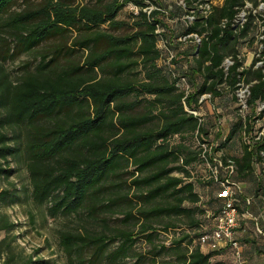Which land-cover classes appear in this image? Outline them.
<instances>
[{
    "label": "trees",
    "instance_id": "trees-1",
    "mask_svg": "<svg viewBox=\"0 0 264 264\" xmlns=\"http://www.w3.org/2000/svg\"><path fill=\"white\" fill-rule=\"evenodd\" d=\"M16 1L0 0V21ZM83 1L41 0L12 13L4 22L15 42L12 52L7 51L10 57L46 45L38 63L33 69L26 67L19 81L13 82L6 75L0 78V109L4 115L0 127L23 124L27 129V167L33 199L43 204L53 198L51 215H70L86 205L91 207L89 211L99 206L111 208L117 200H103L104 182L132 165L129 186L137 192L136 201L148 205L157 202L139 209L137 215L131 211L124 215V220L135 216L140 223L137 233L145 241L151 242L158 235L153 219L184 217L189 226L202 228V222L194 218L195 209L183 206L185 201L197 203L199 195L193 183L185 180L196 156L190 155L180 138L191 134L206 143L202 139L205 130L202 120L184 110V95L176 86L172 70L186 77L197 73L202 78L185 98L190 107H196L200 94L210 92L213 98L219 97L223 87L234 89L244 77L250 83L247 104L254 107L264 102V65L238 70L241 63L235 61L226 74L221 68L225 57L237 54L235 46L249 25L235 35L231 27L222 29L219 23L232 19L243 0H223L205 21L185 27L182 34L206 32L207 36L195 56L194 52L182 58L176 56L170 64L167 53L157 47L159 35L155 30L157 26L162 29L164 18L157 11L147 16L139 10L126 22L117 18L126 0ZM133 2L143 5L142 0ZM160 37L165 38L163 30ZM251 131L248 121L237 119L215 150L223 153L235 134L250 135ZM255 137L247 142L242 139L240 155L227 159L220 155L223 163L228 159L234 162V176L240 180L252 177L254 164L264 172V134ZM198 149L197 159L202 162ZM17 153V147L9 145L6 135L0 132V160ZM9 172L0 162V176ZM9 194L8 190H0V203ZM212 198L205 210V216H211L207 217L209 225L222 205L211 206L215 201ZM15 228V223L0 215V231L4 232L0 238V264H40L33 256L16 257V236L10 235ZM201 233L187 243L186 235L170 246L153 247L151 257L172 251L174 261L169 264H224L212 261L219 249L205 251L200 247ZM120 236L122 241L113 250H109L104 235L64 232L59 235V244L69 264H128L124 259L135 239L130 231H122ZM145 257L138 255L131 264Z\"/></svg>",
    "mask_w": 264,
    "mask_h": 264
},
{
    "label": "rangeland",
    "instance_id": "rangeland-1",
    "mask_svg": "<svg viewBox=\"0 0 264 264\" xmlns=\"http://www.w3.org/2000/svg\"><path fill=\"white\" fill-rule=\"evenodd\" d=\"M41 0H17L10 10L4 14L3 20L0 21V78L5 76L7 79L17 82L22 73L38 63L41 52L45 51V44H42L28 53H22L15 57L7 54L8 49L12 52L14 47V37L12 31L4 22L12 13L26 9L27 7L38 3ZM87 0L83 1L86 2ZM254 1V0H252ZM34 6V5H33ZM132 13L127 8H122L118 13V19L130 22ZM254 26L251 24L244 35H241L235 46V53L242 56V62L245 67L255 68V63L261 61L264 65V43L263 48L258 50L259 42L254 37ZM164 62V61H163ZM138 70H136V73ZM140 76V75H139ZM243 85H249L247 77L240 80ZM239 86L230 89L223 87L220 99L226 101V114H232L235 119L242 122L248 121L252 127L250 135L246 133L235 134L226 144V159L241 153L242 139L251 140V136L264 133V102L257 103L256 106L245 108L240 107L237 103L236 92ZM214 114H221L215 112ZM4 116L0 109V117ZM234 123V122H233ZM156 124V122H154ZM0 132L6 135V141L9 145L17 147L18 153L10 155L5 160L1 159L3 168L9 169L8 175L0 176V190H8L10 194L5 201L0 203V215H4L12 223L16 224L15 230L10 232L15 239V254L17 258H27L33 256V259L39 260L40 264H69L62 247L59 244V235L64 232L82 233L89 237L104 235L109 243V250L115 249L122 241L120 233L130 231L133 233L135 242L132 244L124 262L131 264L136 261L138 255H146L138 264H169L174 261L172 251H164L156 258L151 257L153 247L165 244L170 246L173 241L181 237L188 236L184 243L193 240L198 232H203L205 227H209L210 219L205 216V210L208 209V199L213 197L214 203L211 206L217 207L221 204V187L214 183L213 179L208 178L211 172L205 167L203 162L197 159L199 152L198 143L201 141L191 134H183L180 138L188 146L191 156H196V160L188 166L189 177L185 178L194 185V191L199 195V201L192 204L188 201L183 203L185 207L195 209L194 218L202 222V228L189 226L188 219L184 217H163L153 219L152 225L158 229V235L151 242L145 241L143 236L138 232L140 223L135 216L131 219L124 220V215L131 211L137 215L139 209H147L151 205L138 203L135 198L137 194L134 188H130L129 183L131 175L129 172L134 168L130 165L125 170L110 175L104 182L103 200L108 203L111 199H116L117 203L111 205V208L99 206L97 209L89 211L91 207L86 205L77 212L65 215L60 212L51 215L50 207L53 198H50L43 204L37 203L32 196V186L28 171V159L26 144L28 142V133L25 125H12L0 127ZM244 137V138H243ZM202 139L211 144L218 137L212 138L203 134ZM215 145L213 146L212 152ZM264 159V152L262 153ZM264 161V160H263ZM254 172L251 178L242 180L246 194L253 197V204L250 207L239 208L240 212L249 211L253 215L257 212L258 207L262 211L263 217L259 216L261 225L264 227V172L261 171L259 164H254ZM141 190H145L142 188ZM140 190V191H141ZM139 192V191H138ZM212 195V196H211ZM214 195V196H213ZM133 199V202L131 201ZM210 206V207H211ZM259 214V212H257ZM144 222V219H142ZM164 230V226H169ZM201 229V230H200ZM200 230V231H199ZM238 230H242V237L238 242L242 246L241 258L237 260L231 248L226 246V253L220 257L219 254L212 258V261H222L224 264H264V247L263 241L253 234V224L251 220L240 218ZM4 232L0 231V238ZM246 248V250H245ZM244 249V250H243ZM256 249V250H255ZM205 250V249H204ZM149 254V256H148ZM102 264H107L106 262Z\"/></svg>",
    "mask_w": 264,
    "mask_h": 264
},
{
    "label": "built area",
    "instance_id": "built-area-1",
    "mask_svg": "<svg viewBox=\"0 0 264 264\" xmlns=\"http://www.w3.org/2000/svg\"><path fill=\"white\" fill-rule=\"evenodd\" d=\"M124 1V0H120ZM143 5L138 6L133 0H126L124 7L127 8L133 15H136L139 10L145 12L147 16L152 11H157L160 17H168L169 10L152 3L150 0H142ZM175 4L182 11L179 20L185 27L193 25L197 21H205L212 13L213 7L216 5L215 0H175ZM123 7V8H124ZM159 17V18H160ZM154 19V18H152ZM254 26V37L259 42L258 50L263 48L264 43V0H243L242 4L236 7V13L232 19H222L219 26L223 29L227 26L231 27L233 34L238 35L247 25ZM249 28V27H248ZM161 28L156 27L155 32L159 35L157 47L167 53V63L170 64V60L176 57V55L169 48L168 40L160 37ZM207 36L206 32L198 33H186L180 34L177 37V41L182 44H192L196 47L194 52L197 54V48L201 41ZM239 40L241 38L239 37ZM235 61L241 63L238 70L245 68V63L242 62V56L240 54L230 55L223 59L221 68L226 74L228 68L232 66ZM261 61L255 63V68L261 67ZM173 77L176 78V86L183 92L182 103L184 110L198 117L199 121L202 120L201 107L208 103H211L213 95L210 92L202 93L197 97L196 107H190L186 104L185 98L192 92V86L189 83L185 75L175 73L172 70ZM239 86L236 92L237 104L245 108L247 104V98L249 96V85H243L240 81L237 83ZM264 133H261L262 135ZM260 135H256V139ZM245 141V140H244ZM249 141V140H248ZM247 142V141H246ZM200 147V158L202 159L205 167L211 172L208 178L213 179L221 187L220 196L223 199L222 205L211 219V225L205 227L200 236L198 237V243L201 248L217 250L223 245L229 246L233 252L234 257L239 260L241 258V245L236 239V229L239 222V208L238 202L243 196V190L241 183L234 179L235 164L232 160L228 159L223 163L220 156H214L212 144L198 143ZM246 204L250 203V199H244ZM206 217H211L210 213L206 214ZM259 234H263L260 228H257Z\"/></svg>",
    "mask_w": 264,
    "mask_h": 264
},
{
    "label": "crops",
    "instance_id": "crops-1",
    "mask_svg": "<svg viewBox=\"0 0 264 264\" xmlns=\"http://www.w3.org/2000/svg\"><path fill=\"white\" fill-rule=\"evenodd\" d=\"M154 2L166 9L169 10V16L166 18H163V27L162 30L164 31V35L166 40H168V44L172 52L177 56V58H182L184 55H190L191 52H193L196 47H194L192 44H182L177 41V37L182 34L185 31V26L183 23L179 20V17L182 13L181 9L177 7L175 4V0H154ZM216 5H221L223 3V0H215ZM188 81L192 86V92L195 91L196 86L201 83L202 78L199 74L195 73L192 75H188ZM226 101L220 99L219 97H214L211 100V103L204 104L200 111L202 114V125L205 130V135H208L209 137L215 138L218 137V139L215 140V142L211 143L212 145H217L221 140H223L229 133V130L231 126L233 125V122L236 121L235 116L232 114H226ZM221 112V114L217 115L214 113ZM221 154L226 155V146L223 149L222 152H218L213 150L214 156H220ZM240 153H236L234 156H238ZM221 157V156H220ZM234 179L241 183V187L243 190V196L241 197L240 201L238 202V208H245L250 207L254 200L253 197L249 194H246L244 190V183L242 180L238 179L236 176H234ZM220 195V194H219ZM212 196V195H211ZM214 196V195H213ZM211 198V197H209ZM250 199V203L246 204L244 202V199ZM222 203V197L220 199ZM259 212V214H257ZM257 212L255 211L256 215H253L249 211L240 212L239 209V219L240 218H246L251 220L253 224V234L255 237L260 238L263 241L264 246V227L261 225V221L259 219L260 217H263L261 214L262 211L258 207ZM257 228H260L263 232V234H259L257 232ZM242 230L236 229V239H239V237H242ZM205 251H207L206 248H204ZM264 249V247H262ZM244 250V249H243ZM246 250V248H245ZM256 250V249H255ZM223 253H226V245H223L219 249V255L220 257L223 256ZM241 253H242V246H241Z\"/></svg>",
    "mask_w": 264,
    "mask_h": 264
}]
</instances>
